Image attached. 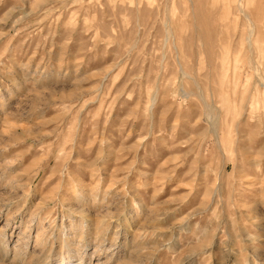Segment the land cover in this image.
Returning a JSON list of instances; mask_svg holds the SVG:
<instances>
[{"label": "rangeland", "instance_id": "rangeland-1", "mask_svg": "<svg viewBox=\"0 0 264 264\" xmlns=\"http://www.w3.org/2000/svg\"><path fill=\"white\" fill-rule=\"evenodd\" d=\"M0 264H264V0H0Z\"/></svg>", "mask_w": 264, "mask_h": 264}]
</instances>
